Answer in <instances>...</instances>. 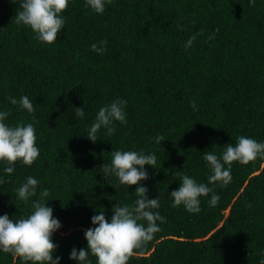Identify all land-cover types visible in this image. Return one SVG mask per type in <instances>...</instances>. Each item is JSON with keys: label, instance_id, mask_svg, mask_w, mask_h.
Wrapping results in <instances>:
<instances>
[{"label": "trees", "instance_id": "trees-1", "mask_svg": "<svg viewBox=\"0 0 264 264\" xmlns=\"http://www.w3.org/2000/svg\"><path fill=\"white\" fill-rule=\"evenodd\" d=\"M12 2L0 0V111L10 112L9 125L33 123L40 155L31 166L17 163L10 176L0 164L6 181L0 216L26 217L48 189L47 206L61 223L53 234V258L78 264L70 253L87 248L84 232L93 227V215L104 209L110 220L117 202L136 199V186L104 177L100 166L110 163L112 151L142 150L157 157L155 169L145 166L149 179L141 184L148 198L159 197L154 211L166 223L158 222L161 231L129 264H260L264 160L234 163L231 183L215 186L216 207L209 206L210 196L202 197L200 212L189 213L172 207L170 194L180 186L177 171L207 183L205 151L219 156L241 135L264 142V0H112L103 14L86 8L85 0H70L51 46L15 23L21 0ZM201 29L204 35L186 49ZM103 39L106 53L91 51ZM23 95L34 113L7 99ZM117 98L127 101V123L116 122L112 136L102 128L92 143L87 129L98 110ZM75 108H84L83 118ZM158 135L165 137L161 145ZM28 176L39 184L37 196L24 202L16 190ZM0 264L21 261L0 252Z\"/></svg>", "mask_w": 264, "mask_h": 264}, {"label": "clouds", "instance_id": "clouds-1", "mask_svg": "<svg viewBox=\"0 0 264 264\" xmlns=\"http://www.w3.org/2000/svg\"><path fill=\"white\" fill-rule=\"evenodd\" d=\"M12 2V0H10ZM13 3V2H12ZM70 0H21L17 14L14 17L17 25L30 28L35 39L51 46L54 44L65 25L63 13L67 10ZM112 0H85V7L96 14H103L106 5ZM254 4V0H250ZM219 31L218 29L216 30ZM204 29L191 36L185 48L191 47L197 36H203ZM215 34L207 39L213 40ZM108 41L103 39L91 45V51L98 55L105 54ZM13 106L19 105L29 114L35 108L28 96L23 95L17 100L7 98ZM127 101L117 98L102 106L91 126L87 129V139L96 143L97 133L106 129V134L112 136L116 132V122L120 125L127 123L125 107ZM190 106L196 109L194 100ZM76 117L83 118L84 108H75ZM9 111H0V164L4 165L3 172L10 176L15 171V165L21 163L31 166L38 159L40 149L36 146V130L33 123L20 122L9 125L5 121ZM165 137L158 135L155 142L161 145ZM257 159L264 160V142H257L248 136H238L236 143H229L223 147L221 155L205 151L203 160L210 170L207 183H198L184 171H177L175 176L180 179V186L170 194L172 207L183 206L189 213L200 212V198L209 197V206L216 207L220 196L215 192V186L226 187L232 181L231 170L234 163L246 166ZM157 157L154 153L145 154L141 151L111 152L110 163L100 166L104 177L109 175L117 178L119 185L128 188L136 186L135 201L132 204L117 202L112 208L111 219L105 216V210L97 211L91 223L93 227L84 232L87 241L86 249L73 248L70 259L78 264H92L89 257L95 258V264H129L134 255H143L147 245L161 231L159 224L166 223V218L158 211L160 199L148 198V189L141 184L149 179L145 166L155 169ZM187 161L185 162V164ZM6 181L0 177V185ZM39 181L28 176L16 191L18 199L28 202L37 196ZM50 192L44 189L39 192V198L32 202V211L26 217L9 218L7 214L0 216V252L11 255L21 264H60V257L53 258L57 245L53 242V234L61 228V223L53 216V208L47 206ZM251 207V205H249ZM159 222V224H158ZM260 264H264L261 259Z\"/></svg>", "mask_w": 264, "mask_h": 264}]
</instances>
